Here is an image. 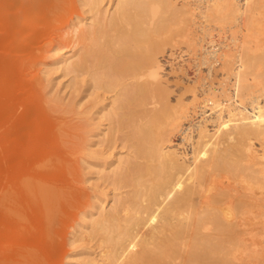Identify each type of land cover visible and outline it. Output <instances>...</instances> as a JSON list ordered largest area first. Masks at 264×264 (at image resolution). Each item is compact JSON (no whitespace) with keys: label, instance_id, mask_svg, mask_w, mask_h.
<instances>
[{"label":"bare ground","instance_id":"1","mask_svg":"<svg viewBox=\"0 0 264 264\" xmlns=\"http://www.w3.org/2000/svg\"><path fill=\"white\" fill-rule=\"evenodd\" d=\"M82 1L90 22L71 26L81 50L60 53L57 63L66 73L88 71L97 87L119 89L111 108L102 107L111 121L102 138L122 132L130 154L111 162L108 171L126 194L114 196L109 209L96 205L89 228L78 233L97 239L99 251L80 252L74 264L241 263L255 244L242 236L244 227L249 221L264 227V213L255 209L264 202V50L221 52L204 69L228 86L202 90L207 95L201 100L190 79V98L172 96L174 101L169 87L177 80H163L171 71L164 72L163 53L199 43L191 29L193 20L202 24L195 15L218 25L233 19L237 32L249 28L253 0H193L205 3L200 13H193L200 5L188 1L113 0L109 13L103 0ZM208 45L203 66L217 54V44ZM27 178L19 189H2L0 213L21 225L37 201L48 224L56 194ZM230 183L241 192H231ZM27 255L38 256L29 249Z\"/></svg>","mask_w":264,"mask_h":264},{"label":"rangeland","instance_id":"2","mask_svg":"<svg viewBox=\"0 0 264 264\" xmlns=\"http://www.w3.org/2000/svg\"><path fill=\"white\" fill-rule=\"evenodd\" d=\"M112 1L103 0L107 13L113 10ZM177 1L200 5L193 13L205 9V3ZM88 11L82 0H0V194L3 188L5 192L19 189L24 175L28 184H45L56 194L47 225L35 200L21 225L0 213V264H74L80 252L96 255L100 249L97 239L78 233L89 228V215L97 211L96 205L103 203L109 209L114 196L126 194L127 187L113 184L108 171L111 162L116 164L118 157L130 154V147L122 132H114L109 140L102 138L111 122L102 116V107L107 104L105 108H111L108 103L119 89L97 87L88 71L66 73L57 63L62 52H80L81 42L71 26L78 20L88 24ZM252 14L249 28L239 32L232 27L233 19L218 25L195 15V20L202 22L191 21L193 37L199 43L192 48L178 44L163 53L164 72L174 71L166 73L163 80H177L169 87L174 93L170 92V98H190L186 86L191 81L201 100L208 88L219 87L221 82L228 86V81H220L204 69L210 60L218 61L221 52L264 50V0H253ZM212 42L217 44L216 58H207L203 66L204 47ZM178 82L187 85L183 88ZM175 85L183 88L185 95L180 88L176 92ZM232 186L235 195L241 192ZM18 197L23 199L22 194ZM262 205L255 208L260 213H264V202ZM244 228L242 236L255 240L254 252L239 264H264V227L249 221ZM27 249L38 256H26Z\"/></svg>","mask_w":264,"mask_h":264}]
</instances>
